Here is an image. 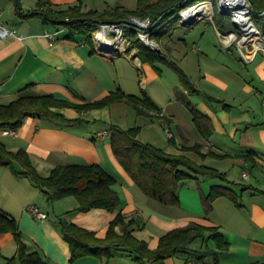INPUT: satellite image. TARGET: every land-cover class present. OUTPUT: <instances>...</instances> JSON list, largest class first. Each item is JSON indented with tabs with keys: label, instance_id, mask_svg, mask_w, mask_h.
<instances>
[{
	"label": "crops",
	"instance_id": "0c3cea01",
	"mask_svg": "<svg viewBox=\"0 0 264 264\" xmlns=\"http://www.w3.org/2000/svg\"><path fill=\"white\" fill-rule=\"evenodd\" d=\"M16 1L0 0V21L16 30V34L0 40V103L8 104L21 93L53 94L83 102L100 99L118 87L137 95L142 89L147 91L146 73L143 71L136 75L140 84L137 85L132 78V69H127L124 62L119 61L125 60L124 56H131L104 53L97 46H93V50L84 38H65L64 27L58 30L47 28L40 17L21 15L45 1L61 6L81 4L85 10H104L117 5L134 8L138 0H19V5ZM217 17L224 27L218 26L214 18L215 32H202L198 39L193 40L192 44L199 46L197 51L193 45H188L185 37L176 39L168 34L161 37L164 54L170 59L173 56L180 58L184 63L182 68L199 89L196 93L188 90L175 93L163 86L161 104L147 91L161 107V117L172 130L173 136H168V143L159 142L154 133L144 134V140L140 135L146 128L155 129L157 122L161 123L160 119L138 114L125 101L88 111L72 107L58 109L69 118L85 119L83 123L67 125L28 115L15 128V134H4L5 127L0 126V141L10 150L25 149L41 175L47 176L57 165L98 163L116 179L113 187L121 197L116 211L98 207L71 211L78 205L75 196L50 203L28 177L18 176L12 168L0 164V211L18 221L23 240L51 264H136L133 255L122 249H113L109 260L87 255L71 262L69 244L57 226V217L62 215L104 237L110 221L120 211L136 218L133 234L145 240L152 249L158 246L160 237L167 231L197 222L218 226L225 233L230 248L220 254L222 264L264 262V50L253 53L246 61L234 43L229 46L217 43L218 30L227 31L232 26L225 15ZM179 25L184 27L180 22ZM47 31L58 32L55 41L51 42ZM141 63L142 67L150 68L152 65L148 61L141 60ZM119 65H122L121 69ZM153 66L156 70L159 68L156 64ZM191 105L206 116L205 132L196 125ZM129 120L135 124L126 126ZM112 123L123 128L139 125L138 138L141 141L150 142L170 153L185 154L198 164L214 167L225 173L228 181L210 175L198 176L181 183L179 205L155 200L142 191L116 158L110 142L109 127ZM105 131L109 134H104ZM195 143L202 145L204 153L212 151L224 156L209 154L203 157L195 150L182 149ZM248 153L251 155L246 156ZM13 165L17 170L23 169L16 160ZM236 168L241 169L240 178L234 176ZM244 172L249 173L248 178L243 177ZM252 176L254 181H251ZM244 179L249 182L245 183ZM213 185L231 187L238 194L241 206L226 196H219L213 201V210L206 214L203 197ZM31 204L39 205L48 217H33L28 211ZM117 230L121 231V227L118 226ZM5 246H8L9 254L3 253ZM210 247H215V244ZM16 251L12 233H1L2 264H5L6 256H12ZM184 259L180 262L178 253H172L166 264H186L195 258ZM209 262L211 264L212 260Z\"/></svg>",
	"mask_w": 264,
	"mask_h": 264
},
{
	"label": "trees",
	"instance_id": "16d2710c",
	"mask_svg": "<svg viewBox=\"0 0 264 264\" xmlns=\"http://www.w3.org/2000/svg\"><path fill=\"white\" fill-rule=\"evenodd\" d=\"M198 1L201 0H156L154 2L138 0L134 8L117 5L104 10H85L81 4L61 6L45 1L40 2L34 10L21 15L24 17L38 16L47 28L58 30L64 27L65 38L71 40L84 38L85 42L93 47L95 44L92 40V32L101 24L110 21H124L132 15L158 20L159 16L164 14L155 30H152L153 36L161 39L167 34L166 28L171 26L176 19L179 20L174 15L184 6ZM250 2L254 22L264 34V0H250ZM16 3L19 5V0ZM215 15L224 14L216 12ZM216 23L224 27L220 18L216 20ZM132 36L135 37V45L139 48L138 55L142 62L148 61L154 65L157 60H161L177 71L181 84L190 93L199 92L190 76L177 61L170 59L163 52L151 51L138 38L136 39L134 34ZM157 70L160 69L157 68ZM118 101L127 102L135 108L138 114L157 117L161 120V107L155 103L145 89L137 95L127 93L118 87L100 99L83 102L70 101L53 94L27 95L21 93L8 104L0 103V126L15 129L28 115L41 116L67 125L83 123L85 119L69 118L58 109L72 107L79 111H88L103 108ZM190 109L196 125L202 132H205L206 116L195 105H191ZM109 130L110 142L116 158L142 191L155 200L168 205H179L181 183L185 180L196 179L198 176L210 175L228 181L226 174L214 167L198 164L185 154L170 153L150 142L141 141L138 138L141 131L139 125L123 128L112 123ZM201 147L200 143H195L191 146L185 145L182 149L195 150L203 157L209 154L224 156L212 151L204 153ZM248 155L251 153L246 154ZM15 160L21 164L22 170L14 168ZM0 164L12 168L18 176L28 177L50 203L66 196H75L78 205L71 211H88L98 207L114 212L121 204V197L113 187L116 182L115 177L98 163L57 165L47 176H44L38 172L25 149L10 150L0 141ZM219 196H226L241 206L238 194L231 187L213 185L209 193L203 197L206 214L213 210V201ZM135 222L134 216H128L120 211L110 221L106 235L99 237L94 231L77 225L62 215L57 217V226L70 247L71 262L87 255L109 260L113 255V249H122L133 255L136 264H166L167 257L179 252L190 254L201 264H205L207 258H212L211 264H222L220 254L230 248V242L218 226L190 222L164 233L160 237L158 246L152 249L145 240L133 234ZM118 226L121 227V231L117 230ZM4 232H11L17 244L16 254L6 256L5 264H51L38 250L32 249L23 240L18 221L0 211V234ZM197 239L204 241L212 239L215 247L206 245L203 248H192L190 244ZM257 264H264V262Z\"/></svg>",
	"mask_w": 264,
	"mask_h": 264
},
{
	"label": "built area",
	"instance_id": "2783aa9c",
	"mask_svg": "<svg viewBox=\"0 0 264 264\" xmlns=\"http://www.w3.org/2000/svg\"><path fill=\"white\" fill-rule=\"evenodd\" d=\"M203 2H210L212 4V12L207 13L203 16L197 14H191L184 16L183 12L188 8H191L197 4ZM216 12L222 13L226 15V17L231 21L232 25H236L238 30L230 29L227 31L218 30V35L221 42L229 46L233 43H236L237 46L241 49V52L246 61H249L251 55L259 50H264V34L262 33L261 29L255 24L253 16H252V4L250 0H201L193 4H189L181 8L174 16L179 18V22L184 25L185 27H190L201 20L213 21ZM241 12L246 14L249 19V25L254 29L253 32L258 36L257 42L260 46L257 47L256 42L252 39L241 43L244 39V35L242 32V27L236 21V14ZM1 13V12H0ZM164 14L159 16L158 20H153L151 17H140L138 15H132L127 20L124 21H117L115 23H103L97 28L95 31L92 32V40L97 46V48L104 52L109 53L112 55H116L118 53L126 54L127 56H131L134 60L138 63H141L140 56L138 55V48L131 47V41L127 36V33H134L136 38H138L143 44H150V47L156 48V45L153 41H151L152 30H155L158 21L163 18ZM109 30H114V34H110ZM104 32L105 35L101 36L99 33ZM57 31H47L46 35L52 41L56 40ZM10 34H16V30L10 28L3 24L0 21V40L5 38ZM240 34V35H239ZM120 37L122 43L126 41L129 46L125 49V45L120 46L115 43V41L111 42L110 45H103L106 39H115ZM135 38V37H134ZM134 38L132 40H134ZM85 41V40H84ZM124 41V42H123ZM123 47L124 49H121ZM192 48L197 51L199 50V46L194 44ZM262 105L264 107V95L262 97ZM161 116L163 113L161 112ZM161 125L166 131L169 137L173 136L172 130L170 129L167 121L165 118L161 117ZM4 134H15L14 128H4ZM104 134H109L108 131H105ZM249 173L244 172L243 177L248 178ZM28 211L31 215L35 218L45 219L48 217V213L45 212L39 205L31 204L28 206ZM187 264H201V262L197 259L188 260Z\"/></svg>",
	"mask_w": 264,
	"mask_h": 264
},
{
	"label": "rangeland",
	"instance_id": "374dc122",
	"mask_svg": "<svg viewBox=\"0 0 264 264\" xmlns=\"http://www.w3.org/2000/svg\"><path fill=\"white\" fill-rule=\"evenodd\" d=\"M226 16V15H225ZM215 19H218L217 15L214 16ZM179 21L178 19H176L171 26H168L166 28L167 30V34L168 35H172L174 38L179 39L182 37L186 38V41L188 42V45H194L193 40L194 39H198V37L200 35H202V32L204 33L205 31L209 32V33H214V20L213 21H207V20H201L198 21L197 23H195L194 25L190 26V27H183L179 25ZM230 29H235L238 30V28L236 27V25H232ZM132 34L134 33H127L128 37L130 41H131V45L132 47H137L135 45V40L133 39ZM240 35V34H239ZM137 39V38H136ZM151 41L154 42V44L156 45V48L154 47H150V44H143L141 41V43L146 47L149 48L151 51L154 52H158L161 53V50H163L162 52L164 53L165 51V47L161 41V39L156 38V36H151ZM217 43H219L220 45H222V42L220 40L219 37L216 38ZM124 42V41H123ZM125 45V49L129 46V44L126 43V41L123 43V46ZM235 47L239 50V52L242 54L241 49L237 46L236 43H234ZM138 48V47H137ZM121 49H124L123 47H121ZM139 50V48H138ZM118 58L121 56H117ZM125 60H119L122 62H124V65L127 67V69H132V78L134 79L135 83L137 85L139 84L138 78L136 77V75L138 76L139 72H145L146 76H147V91H150L153 96L155 97V99L157 100V102H159L161 104V87H166L168 90L172 91V92H180V91H186L187 89L181 84L180 82V78L179 75L177 73V71L171 67L170 65L161 62V60H157L156 61V65L159 68H162L160 70H156L155 67L153 65L150 66V68L148 66L142 67V63H138L134 60V58H128L126 56H124ZM174 60H176L178 62V64L183 67L184 63L180 60V58L177 57H172ZM144 66V64H143ZM122 65H119V68L121 69ZM152 67V68H151ZM153 69V70H152ZM153 73H155L156 75L153 76ZM131 109V106H129ZM132 122V123H131ZM138 122H140V120H138ZM126 126H130L132 124H135V121H128V123H126ZM152 129V128H151ZM147 133H154L155 136H157V140H159V142H165L168 143V135L166 133V131L164 130V128L161 126V123L157 122V125L155 126V129L153 130H147V128L144 130L143 134L140 135L142 138H144L145 140V135ZM241 172L240 168H236L235 170V178H240L239 174ZM217 179V178H215ZM254 181V176H252V180ZM245 183H248L249 180L248 179H244ZM51 212L52 209L50 210ZM12 243H15L12 240ZM209 243V244H208ZM206 243L203 239H197L194 243H191L192 246L197 247V248H203L206 245H210V246H214V241L212 239L209 240V242ZM4 254H9V249L8 246L3 247L2 249ZM10 256V255H8ZM185 257H192L190 254H185L183 252H179L178 253V258L179 261L183 262V260H185ZM208 261L205 262V264H210V260H212V258H208ZM0 264H2V262L0 261Z\"/></svg>",
	"mask_w": 264,
	"mask_h": 264
},
{
	"label": "bare ground",
	"instance_id": "6f19581e",
	"mask_svg": "<svg viewBox=\"0 0 264 264\" xmlns=\"http://www.w3.org/2000/svg\"><path fill=\"white\" fill-rule=\"evenodd\" d=\"M211 12H212V4L210 2H203L191 8H188L187 10L183 12V14L184 16L191 15V14H197V15L203 16ZM236 21L242 27V32L244 35V39L241 41V43L252 39L254 42H256L257 47L260 46V44L257 42L258 36L255 34V32H253L254 29L249 25L248 16L246 14L238 12V14H236ZM99 34L101 36L105 35L104 32H100ZM113 41H115L117 45H120V46L123 45L120 37L111 39V40L106 39L103 45H110V43Z\"/></svg>",
	"mask_w": 264,
	"mask_h": 264
},
{
	"label": "water",
	"instance_id": "95a60500",
	"mask_svg": "<svg viewBox=\"0 0 264 264\" xmlns=\"http://www.w3.org/2000/svg\"><path fill=\"white\" fill-rule=\"evenodd\" d=\"M115 22H117V21H110V23H115ZM109 33H110V34H114L115 31H114V30H109Z\"/></svg>",
	"mask_w": 264,
	"mask_h": 264
}]
</instances>
